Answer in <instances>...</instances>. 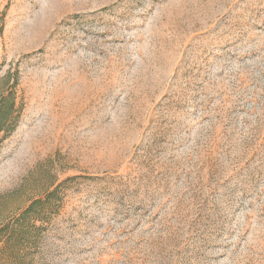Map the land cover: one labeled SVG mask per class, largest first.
Returning <instances> with one entry per match:
<instances>
[{"label": "rangeland", "instance_id": "obj_1", "mask_svg": "<svg viewBox=\"0 0 264 264\" xmlns=\"http://www.w3.org/2000/svg\"><path fill=\"white\" fill-rule=\"evenodd\" d=\"M0 109V264H264V0H0Z\"/></svg>", "mask_w": 264, "mask_h": 264}, {"label": "trees", "instance_id": "obj_2", "mask_svg": "<svg viewBox=\"0 0 264 264\" xmlns=\"http://www.w3.org/2000/svg\"><path fill=\"white\" fill-rule=\"evenodd\" d=\"M8 99H9V96L2 98V105H3V102L7 101ZM3 109H4V107H2V111H3ZM0 110H1V109H0ZM4 113L6 114V111H4ZM4 113H3V115H2V112H0V115H2V117H4V119H6V116H4ZM2 117L0 116V121L3 119ZM6 121H7V120H6ZM6 126H7V122L4 121V124H2V125L0 126V130L3 129V127H6ZM35 203H37V202H35ZM4 230H6L5 227L2 228V229L0 230V232H2V231H4Z\"/></svg>", "mask_w": 264, "mask_h": 264}]
</instances>
